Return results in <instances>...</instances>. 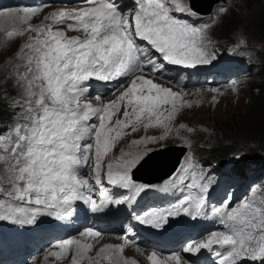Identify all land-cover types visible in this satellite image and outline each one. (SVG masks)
Wrapping results in <instances>:
<instances>
[{"label": "snow or ice", "instance_id": "6c2138e0", "mask_svg": "<svg viewBox=\"0 0 264 264\" xmlns=\"http://www.w3.org/2000/svg\"><path fill=\"white\" fill-rule=\"evenodd\" d=\"M83 2L90 6L54 11L38 25L30 21L48 7L46 3L0 9V20L22 25L8 31V37L35 34L15 54L23 64L16 66L14 83L21 99L13 103L23 115L9 129L11 135L0 139L5 153L0 155V221L27 225L43 215L64 219L78 203L92 213L104 212L110 205L131 206L153 187L138 183L134 170L156 150L149 144L162 146L171 122L185 106L181 92L154 82L148 74L163 76L169 65L195 68L214 59L207 36L210 25L199 26L174 14L197 15L184 0H134V15L119 10L116 0ZM219 11L226 14L228 9ZM61 24L83 35L70 37L58 27ZM94 82L115 83L109 92L89 95ZM116 92V99L102 103ZM93 99L101 105L91 103ZM140 126L162 127L164 132L133 140L132 144L143 145L135 153L122 151L118 158L111 157L116 143L130 134L125 130L135 133ZM182 171L190 173L184 185L187 191L180 189L179 199L162 210L134 213V219L161 229L181 214L194 220L215 217L222 230L187 242L185 253L207 249L214 251L219 264H242L245 259L264 264V200L247 198L239 207L227 202L209 206L212 175L194 163ZM110 188L116 194H110ZM161 190L167 191V184ZM96 192L99 203L93 198ZM80 235L97 240L102 233L87 228ZM214 245L224 251L214 250ZM53 247L60 251L49 254L57 258L72 251V264L84 259L92 264L96 259L88 256L93 243L82 239H64ZM122 250L104 245L97 257L109 264H127L117 255ZM169 258L181 264L179 254ZM149 259L151 264H164L155 252Z\"/></svg>", "mask_w": 264, "mask_h": 264}, {"label": "rangeland", "instance_id": "374dc122", "mask_svg": "<svg viewBox=\"0 0 264 264\" xmlns=\"http://www.w3.org/2000/svg\"><path fill=\"white\" fill-rule=\"evenodd\" d=\"M45 1L48 7H46V9L37 17L32 18V20L30 21L31 24L38 25L42 22H45V16H50L54 11L66 10V8L68 7L66 4H64V1L61 0ZM209 1L210 0H197L196 3L201 4ZM184 2L189 3V0H184ZM216 3L217 4L214 5L211 9L213 11L212 15L216 16L215 18H213L212 24L207 29V36L210 38L211 42L214 41L217 46H221L223 48L226 47L227 44L222 41L223 35L225 33L221 31V28H223L227 24L228 20L236 15L239 16V18H245L255 8H262L264 6V0H217ZM50 4H52V6ZM221 8H227L228 12L226 14L220 13L219 10ZM209 9L210 8H206V10ZM21 26L22 25L13 23L5 26L0 22V92L3 94L2 97H6L10 102V110L12 111H10L7 117L11 119L15 118L14 121L10 119L6 123V126H11L15 123V121H19L23 115L22 111L17 107L15 103H13V101H19L21 99L20 90L14 87V83L17 75L16 66L23 64L22 60H18L15 58V54L21 50L22 46L28 40V38L35 34L27 32L22 37L7 36L8 31H14L17 27ZM58 27L65 30L66 33L69 34V36L83 35L81 31H73L72 33H70L68 29L63 28V24L59 25ZM236 30L237 32L233 36V41L239 43L240 49L244 51L246 55L251 56L253 61L257 59L258 62L259 59L256 52L262 50L263 44L249 42L243 36V28L241 26ZM197 67L198 65L192 69H196ZM23 71V67H20L19 72L22 73ZM148 78H150L149 75ZM160 78L161 79H152L159 80L161 85L163 83H167L168 85H162L165 87H178L170 80H166L164 77ZM232 80L233 81L231 83L220 86H213L208 84L207 78H204L203 82L199 85H193L191 84V82L183 83V87L181 88L182 92H179H181L183 95V102L185 106L180 108L176 117L171 122V131L169 132L168 136L163 141H161V148L157 147L154 144H149L148 146L154 149L158 148L152 153L169 148L187 150L185 160L176 175L160 184L152 185L157 186L156 190L144 192V194L141 195V199L138 201V204L142 205L144 204V202H146V200H149L150 203H152L151 200L163 199L169 194L168 191L161 190L165 187V184H167L168 187L171 186V183H173L177 187H184V185L190 180V173L188 171H182V169L187 168L188 164L190 163L196 164L198 168L212 175L213 184L210 188L209 197L206 203H208V201L212 198L215 200H221V204L227 202L229 207H239L242 200L252 198L254 193V187L252 185L242 186L240 183H238L237 180L231 178L230 176H223L220 170L214 166V161V163L210 164L206 162L200 154V151H202L203 154H207V152L216 153V151L224 152L229 147H237L236 151L239 150L241 151V153H249L252 149H255L254 146L247 147L245 145H241V141L244 139V136L251 130L250 126L248 128V123L249 121L254 120L253 114L258 110H255L253 103L261 93L262 86L264 84V71H262L260 67L257 66L254 71H251V69H249L240 73L235 72L233 74ZM234 81L235 85L233 84ZM212 89H216L217 91H212ZM118 95H116L114 98L116 99ZM109 99L113 100L109 97L105 100ZM95 101L96 100L93 99L90 102L95 103ZM188 104H190L191 106H187ZM122 113L119 114L121 117ZM180 125H183V127H180ZM14 126L15 124L13 125V128ZM230 126L232 128V131H229ZM0 129H2L1 124ZM125 131L130 134L122 136V138L116 143L112 152L109 154L113 158H118L121 155L122 151L126 153H135L139 151L143 147V145H134L132 144L133 140H139L142 137L146 136L158 137L164 132V129L162 127H151L145 129L143 126H140L139 130L135 133H132L130 129H126ZM6 135H11V133H9V131L6 133H1L0 139H4ZM1 151L2 149H0V152ZM165 153V155H160L157 153L150 156L149 158H147V161L148 159L149 161H151L150 165L148 163V165H143L142 163L136 170H134V172L140 171L146 166L150 167L153 165H157V162H152L156 157L166 156L173 152L167 151ZM4 154L5 153L3 151L0 153V155ZM107 162L108 158H106L105 160V163ZM2 167L3 166L0 165V168ZM231 174L236 177L245 175L244 171L240 168L231 170ZM250 189L252 190L251 192ZM109 191L110 194H116V190L114 188H110ZM96 194L99 195L98 192H96ZM135 202L133 204H135ZM132 208L133 207L130 206L129 209ZM122 209L124 211L129 210L126 205H122ZM123 231L118 232L122 233ZM53 244L54 243L49 244L48 247L44 249V252L42 254L37 255V262L35 264H72L71 259L73 260L74 253H72L71 259L69 260H63L60 257L59 259L49 254L50 252H57L56 249L51 248ZM91 253L92 252H89L88 254ZM121 253L123 254V250L119 254ZM44 255L49 261L45 257H43ZM105 259L106 258L97 260L98 264H100V262ZM79 263L90 264L89 260L87 259L81 260ZM94 263L97 264L95 260H93L92 264Z\"/></svg>", "mask_w": 264, "mask_h": 264}, {"label": "trees", "instance_id": "16d2710c", "mask_svg": "<svg viewBox=\"0 0 264 264\" xmlns=\"http://www.w3.org/2000/svg\"><path fill=\"white\" fill-rule=\"evenodd\" d=\"M205 6V4L202 5V8L204 10H206ZM240 26L243 28V36L249 42L263 44L262 50L256 52L259 61L257 62L256 59L255 63L256 67L258 66L262 71H264V6L262 8H255L245 18H239V16L237 15L230 18L227 24L223 28H221V31L225 33L223 35L222 41L227 45L234 44L235 42L233 41V36L237 32L236 29ZM2 95L3 94L0 92V120L6 121L9 119L7 116L12 110H10L11 106L9 99H7L6 97H2ZM253 106L255 107V110H258L253 114L254 120L249 121L248 123V128L250 126L251 130L244 136V139L241 141V145H245L247 147L254 146L255 149H252L249 153H241V151L239 150L236 151L237 147L234 148L226 146L229 148H227L224 152L216 151V153L207 152V154H203L202 151H200L202 158L206 162L210 164L215 162V164L224 166L232 157L238 156L240 162L242 163L241 166L246 161L264 165V84L262 86L261 93L259 94L257 99H255ZM229 131H232L231 126L229 127ZM148 174L153 176L159 175L157 172Z\"/></svg>", "mask_w": 264, "mask_h": 264}, {"label": "bare ground", "instance_id": "6f19581e", "mask_svg": "<svg viewBox=\"0 0 264 264\" xmlns=\"http://www.w3.org/2000/svg\"><path fill=\"white\" fill-rule=\"evenodd\" d=\"M196 1L197 0H194V2L196 3ZM215 0H210L209 2H205L204 4L206 5V6H209V5H211V3H213ZM201 4H203V3H201ZM209 4V5H208ZM197 5V4H196ZM55 7V6H54ZM53 8V7H52ZM56 8V7H55ZM49 9V8H48ZM56 10V9H55ZM58 10V9H57ZM0 22L3 24V25H5V26H7L8 24H12L13 22H11V21H5V20H0ZM13 24H16V23H13ZM165 75V74H164ZM164 75L163 76H160L159 74L157 75V76H155V77H153V76H151L150 74H149V76H150V78H158V79H161L160 77H164ZM154 82H157V83H160V81L159 80H157V79H155L154 80ZM163 82V81H162ZM165 84H167V83H165ZM164 83L162 84V85H165ZM94 85H95V87L97 86V82H95L94 83ZM168 85V84H167ZM166 85V86H167ZM222 85V84H221ZM171 88L174 90V91H177L178 90V92L179 91H181L182 92V90H181V88L182 87H173V86H171ZM185 91V90H184ZM108 98V97H107ZM105 100V99H104ZM102 101V103H108L109 101H111L110 99L109 100H105V101ZM101 105V101H99V106ZM166 107V106H165ZM123 112V106H122V108H121V112L120 113H122ZM119 113V114H120ZM161 148V147H160ZM156 149H158V148H156ZM169 152H173L174 154H179L180 153V151H175V150H172V151H169ZM173 153H171V154H173ZM166 154V153H165ZM164 154V155H165ZM167 156V155H166ZM157 158L158 157H156L155 158V160L154 161H152V162H157ZM169 159H171V158H167V160L165 159V161L166 162H164V163H162V164H157V165H153V166H146L144 169L148 172V173H154V172H157V173H161V172H163V171H165L166 170V167L165 166H169L170 164H169ZM150 165V163H151V161H149V159H148V161L146 160L144 163H143V165L145 164V165H148V164ZM150 168V169H149ZM141 171V170H140ZM140 171H137V173L140 175ZM137 177L138 178H141V176H138L137 175ZM143 178H147V177H144V176H142ZM155 189V187L153 186L152 187V189H149L148 190V192L149 191H152V190H154ZM180 189H184L185 191H186V189L185 188H180ZM179 192H180V194H181V191L179 190ZM144 194V193H143ZM175 195H177V194H175ZM95 195H93V197H94ZM179 197L180 196H178V197H176V198H178L179 199ZM153 199V198H152ZM212 199V198H211ZM136 203V202H135ZM145 203V202H144ZM214 205V204H213ZM219 204H216V205H214V206H218ZM133 208L135 207V204L132 206ZM150 207V201H147L146 202V206L144 207V208H149ZM128 218V216H126L125 217V219H127ZM204 218H206V217H204ZM220 229H222V226H220ZM121 230V228H119V227H110V229H108L106 232H105V234H102V236L100 237V238H97V240H93V239H91V238H85V237H81V235H80V233L82 232V230H80L78 233H76V234H69V235H67V236H64V237H62V238H60V239H57V240H55V243H59L60 241H62V240H64V239H68V238H74V239H82V240H85L86 242H89V243H93V248H92V250L90 251V252H92L91 254H88V256H90V257H93V258H96V259H94L96 262H97V260H102V259H100V258H98L97 257V253H98V251H99V249L101 248V247H103L104 245H114V246H122V249H123V254L121 255V254H119L120 252H117V255H121L120 257H122V259L124 260V261H127V264H151V260L149 259V257L152 255V253L153 252H155L156 253V255H157V257H158V259L159 260H161V261H163L164 262V264H176V262L174 261V260H171L169 257L171 256V255H173L174 253H172V250L170 251V253L169 254H165V252H163L162 250H159V249H157V248H155V247H152V246H150V245H148V244H146V243H144V242H141L138 238H137V236H136V234H134V233H132L131 231H132V228L129 226V227H127V231H128V236H127V240L123 243V241L120 239V232H118V231H120ZM131 233V234H130ZM116 234H119V235H116ZM77 237H80V238H77ZM207 237V236H206ZM206 237H201L200 236V239H199V241L201 240V239H206ZM99 243H101V244H99ZM99 245V246H98ZM139 247V248H138ZM144 249V250H143ZM213 249L215 250L216 249V247L215 246H213ZM176 250V254H179L180 256H181V264H189V263H187V261H186V257H187V254L183 251V246H180L179 248H176L175 249ZM212 251V250H211ZM73 253V252H72ZM48 255V254H47ZM68 255V254H67ZM43 257H45V255L43 256ZM42 257V258H43ZM62 257V256H61ZM64 257V256H63ZM70 257V256H69ZM69 257H67V259H69ZM46 258V257H45ZM41 259V258H40ZM47 259V258H46ZM60 259V258H59ZM48 260V259H47ZM72 260V259H71ZM84 260H86V259H84ZM49 261V260H48ZM47 261V262H48ZM100 262V261H99ZM86 263V262H85ZM93 263V262H92ZM88 264V263H87ZM95 264V263H94ZM100 264H109V261H107L106 259L105 260H103L102 262H100ZM254 264H258V263H254ZM261 264V263H260Z\"/></svg>", "mask_w": 264, "mask_h": 264}, {"label": "water", "instance_id": "95a60500", "mask_svg": "<svg viewBox=\"0 0 264 264\" xmlns=\"http://www.w3.org/2000/svg\"><path fill=\"white\" fill-rule=\"evenodd\" d=\"M216 2H217V0L214 1L213 4L211 3V6H214L216 4ZM196 4H197V6H200L199 3H196ZM172 150H175V151H178L179 150V151H181V153H179L178 155H174V153L173 154L170 153L167 156H161V157H158L157 158V163L156 164H162V163L166 162L165 159L167 160V158H171V159H169L170 160L169 161V164L170 165L168 167L165 166L166 167V170L163 171L161 174L158 173L159 175H157V176L149 175L146 172V170L143 168L141 170V172H140V175L137 173V171L134 172V178L136 180H140V181L145 182L147 184H155V183L162 182L166 178H168L169 176H171L175 172V170L177 169V167L179 166L180 161H181L182 157L185 155V153H186L187 150H180L178 148H175V149L169 148V149H166L165 151L162 150V151H159V152H155L154 153V154H157L158 153V154L161 155V154H165V152H167V151H172ZM137 175L138 176H141V178H138ZM142 176L147 177V178H143ZM152 177H154V178H152Z\"/></svg>", "mask_w": 264, "mask_h": 264}]
</instances>
